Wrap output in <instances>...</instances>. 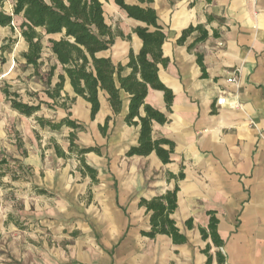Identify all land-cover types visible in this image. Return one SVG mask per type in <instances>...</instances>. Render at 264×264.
Instances as JSON below:
<instances>
[{
  "label": "crops",
  "instance_id": "crops-1",
  "mask_svg": "<svg viewBox=\"0 0 264 264\" xmlns=\"http://www.w3.org/2000/svg\"><path fill=\"white\" fill-rule=\"evenodd\" d=\"M13 7L14 0H6L3 10L11 15ZM109 7L120 21L113 30L130 39L117 37L98 56L121 64L128 76L130 51L138 54L143 47L133 31L145 25L129 18L115 0ZM151 7L167 36L162 52L169 63L159 65L158 77L174 98L168 105L164 92L149 88L145 102L168 118L165 124L153 123L152 137L174 143L171 163L165 165L155 152L127 156L138 146L140 128L126 123L130 96L125 92L116 114L101 91L100 111L92 119L91 105L66 77L62 97L75 99L74 104L43 112L45 118L69 117L85 127L76 143L100 151L86 155L97 183L82 175L77 157L68 152L72 129L63 127L61 139L37 125L39 113L24 116L0 98V159L10 161L0 170L5 175L0 177V264L10 261L2 252L7 248L18 264H207V247L212 264H219L218 251L225 264H264V0H153ZM199 25L208 32L205 41L195 43L200 37L195 31L184 44L178 42L186 29ZM9 39L16 45L3 51ZM27 51L17 28L0 27V78L15 75L17 62L23 65L16 74L23 82L9 83L10 90L33 105L28 94L46 88L27 65ZM42 56L44 67L45 57L57 63L49 48ZM233 77L237 84L230 82ZM107 118L104 135L100 127ZM52 142L67 158L56 154ZM180 173L183 179L174 178ZM24 174L29 175L26 185L54 198L31 193L30 202H3L4 188L19 186L14 177ZM176 187L178 207L171 218L187 239L182 245L167 235H144L151 230L150 214L140 205ZM212 215L223 241L219 248L201 234Z\"/></svg>",
  "mask_w": 264,
  "mask_h": 264
},
{
  "label": "trees",
  "instance_id": "trees-1",
  "mask_svg": "<svg viewBox=\"0 0 264 264\" xmlns=\"http://www.w3.org/2000/svg\"><path fill=\"white\" fill-rule=\"evenodd\" d=\"M103 0H14L12 14H7L3 8L6 0H0V27L17 28L22 38L28 44V51L24 54L27 65L36 70L41 66L42 54L45 48L44 40L48 38V48L63 69L59 76V82L50 90L47 96L53 101L49 107L59 105L69 109L75 99L69 96L62 97L66 77L69 79L74 93L91 105V118L100 111L99 93L106 92L108 101L116 114L122 109L121 92L130 96L129 113L126 123L129 126L140 128L138 146L132 147L128 157L148 156L155 152L159 159L166 165L171 163V155L174 153V143L168 139L154 140L152 137L153 123L165 124L168 118L164 113L146 104L145 100L149 88L162 91L168 105L173 102L172 92L160 81L158 77L159 65L167 66L169 60L164 58L162 46L167 40L163 28L159 25L157 12L151 7L153 0H136V4H129L127 0H115V4L127 16L145 26L134 29V33L140 38L143 47L138 54L133 50L129 54L127 68L131 74L124 76L125 67L121 64L115 65L110 58L99 57L102 52L111 49L117 37L130 39L124 36L120 30H113L106 22ZM107 1V0H104ZM20 24L16 25V20ZM195 31L200 37L195 43L205 41L208 32L204 26H190L179 39L184 44L186 39ZM58 36V38H54ZM8 42L15 41L9 39ZM9 50L8 46L2 48ZM201 61V59H200ZM57 65H53L48 73L49 84L54 76ZM4 94L10 99L12 107L24 116L31 117L40 111V105H29L20 100L16 93H10L7 89ZM143 108L145 115H140ZM111 118H107L104 126L100 127L102 134L106 135ZM41 127H48L53 131H60L63 127L73 130L69 135L68 152L75 155L80 162V171L83 176H89L93 183H97V171L86 162L89 153H100L97 148L81 147L76 143L77 133L85 130V127L69 117L59 123H53L43 118H37ZM56 154L61 158H67L66 153L58 145L54 146ZM10 165L6 158L0 159V170ZM20 169H23L20 167ZM4 174L0 173V177ZM18 177H14L17 179ZM176 179H183L180 173ZM179 188L158 196L152 200L142 199L140 205L145 207L150 214L151 230L144 233L147 237L154 239L157 235H167L172 238L174 244H185L187 239L177 228L171 215L176 211L177 194ZM40 193H45L41 191ZM188 228H192L191 221L187 222ZM218 220L212 215L207 229H201L203 239L211 238L216 247H222L223 241L217 232ZM210 247L204 251L208 255V263L212 264V256L209 254ZM217 260L219 264H225L222 252L218 251Z\"/></svg>",
  "mask_w": 264,
  "mask_h": 264
},
{
  "label": "rangeland",
  "instance_id": "rangeland-1",
  "mask_svg": "<svg viewBox=\"0 0 264 264\" xmlns=\"http://www.w3.org/2000/svg\"><path fill=\"white\" fill-rule=\"evenodd\" d=\"M108 3L110 5V0H107V1L103 0L106 22L110 26H112L113 29H117L118 25L120 24V21L117 19L116 15L115 16L111 15L110 9H109L110 7H109ZM18 32H19V30H18ZM54 38H58V36H56ZM13 40L15 41L14 44L12 42L7 43L8 44L7 46L9 47V50H7V51L12 50V48L16 45L17 41L15 39H13ZM47 40H48V38H45V40H44L45 48H48V41ZM43 54H44V50H43ZM42 58H43V56H42ZM2 60H3V63H6V59L2 58ZM45 62L47 65L44 67L43 66L44 63L41 62V66L38 68V70L35 69V72H36V76H37L36 79L38 80L39 78H41L42 82L45 85L46 91H40L38 93H29L28 94V96L31 98L30 102L33 105H35V106L40 105L41 106L40 111L37 112V113H39V115L41 117H36V122H37L38 126H40V124L38 123L37 118H43V119H45L47 121H51L53 123H59V122H57V120L45 118L43 116V112L48 111L49 109L54 110V107H49L48 105H46V103L53 104L52 103L53 101L47 96L46 92H47V90L54 88L56 86V84L59 82V78L56 79V74L63 72V69L60 65H58V63L53 62L51 58L45 57ZM53 65H57V68H56L54 76L52 77L50 84H49L48 73H49V71ZM17 66L18 67L15 71L16 74H18V72L23 70V65H21L17 62ZM43 69H44V71H43ZM16 74L15 75L12 74L10 78H8V76L6 77L5 75H4V77L2 76L0 78V98L2 101L11 102L10 99L4 94V90H6V89L11 93V90H10L11 85H9V83L13 84L15 86L16 84L23 82V80L20 77H18ZM23 78H26V77L23 75ZM54 80H58V82L55 83L54 85H52V81H54ZM61 104H63V100H60L59 105H55V106L59 107ZM42 128H44V127H42ZM45 128L52 133L57 132L58 133L57 135L59 136V138L62 139V137H60L61 130L60 131H53L48 127H45ZM37 138L40 139V136H38ZM55 145H58V144H56L55 142H52L51 147H54ZM77 160H78V158H77ZM28 177H29V175H27V174H24L23 176H19L17 179H18L20 184H19V186L15 187V188L13 187V189H12V187H10V184H8L9 186H6L4 188V190H6L7 193L5 191L3 193L4 194L2 197L3 202H25V201L30 202L29 200L32 197L31 193H36V195H43L44 194V195H47V197H50L51 199L54 198L52 193L49 194L46 191H44L45 193H40L41 190H39L33 186L26 185L28 182L27 181ZM10 189H12V190H10ZM51 202H52V200H51ZM10 250L11 249L7 248V253L5 251H2V252H4L5 257L8 256L9 257L8 259L10 260V261H6L4 263L5 264H18L19 262H17L15 260L14 254L12 257Z\"/></svg>",
  "mask_w": 264,
  "mask_h": 264
},
{
  "label": "built area",
  "instance_id": "built-area-1",
  "mask_svg": "<svg viewBox=\"0 0 264 264\" xmlns=\"http://www.w3.org/2000/svg\"><path fill=\"white\" fill-rule=\"evenodd\" d=\"M231 83H235L237 84V78L236 77H233L231 80H230Z\"/></svg>",
  "mask_w": 264,
  "mask_h": 264
}]
</instances>
